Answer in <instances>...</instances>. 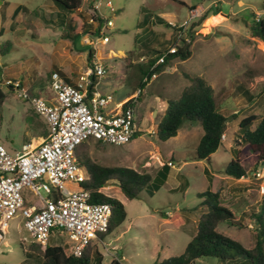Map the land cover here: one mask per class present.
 <instances>
[{"label": "rangeland", "instance_id": "obj_1", "mask_svg": "<svg viewBox=\"0 0 264 264\" xmlns=\"http://www.w3.org/2000/svg\"><path fill=\"white\" fill-rule=\"evenodd\" d=\"M12 1L24 3L29 9L27 14L33 18L38 14V28L19 24L4 34L1 41L10 40L12 49L0 54V73L2 63L10 58L15 70L36 67L46 75L50 69L48 55L55 46L59 54L61 52V60H66L68 54L74 59L82 54L88 58L83 37L73 41L65 35L71 30L72 13L68 15L63 9L68 20L62 28L58 26L60 19L56 8L46 5L48 0ZM113 4L116 12L112 16L114 27L109 33L110 42L100 48L103 59L110 66L103 82L114 94L106 111L135 90L132 81L141 75L140 52L143 50L150 59L164 49L165 46L155 40V35H168L173 28L156 22V15L181 23L190 17L191 4L199 5L203 13L191 25L193 55L186 60L172 59L156 72L158 79L148 83L140 100L134 102L139 130L136 137L123 145L100 144L97 140L90 143V154L99 163L131 167L151 173L154 178L162 162L169 160L166 157L174 158L175 163L167 182L156 189L152 181L137 198H127L116 180L102 188L105 194L123 201L128 212L125 222L104 240H93L103 264H163L182 254L196 234L199 216L206 207L201 205L205 197L200 193L208 190H219L223 204L234 212L233 221L221 222L218 230L247 248L253 247L252 214L264 196V166L249 164L248 159L254 162V157L249 146L237 140L240 139L237 132L245 116L251 113L264 115V40L254 36L248 26L256 14L264 19V0H217L216 3L213 0H113ZM130 52L136 60L128 67ZM166 69L170 71L166 72ZM184 72L191 76L201 75L213 86L218 108L228 118L226 138L209 159L196 156L204 132L200 124L185 121L178 135L167 141L160 140L156 133L157 125L165 115L166 98L178 97L190 83ZM5 92L7 96L0 104V143L14 153L22 149L24 137L32 127L23 115L27 107L24 100L15 92L6 89ZM152 108L159 109L158 116L152 113ZM32 111L36 113L34 109ZM238 150L242 152L241 159L248 171L241 178H233L226 175L225 168L236 158ZM156 152L162 162L155 157ZM42 193L46 195L44 191ZM23 196L26 205L40 203L39 197L28 187L24 188ZM175 212L184 215V224L176 226L163 215ZM68 241L65 234L51 236L54 244ZM32 243L34 241L19 214L10 220L0 243V264H22L27 259L32 264L37 263L40 255L30 248ZM25 251L34 256L29 258ZM93 255L96 256V252ZM211 259H198L196 264H221L216 262L217 259ZM91 264H97L95 259Z\"/></svg>", "mask_w": 264, "mask_h": 264}, {"label": "built area", "instance_id": "obj_2", "mask_svg": "<svg viewBox=\"0 0 264 264\" xmlns=\"http://www.w3.org/2000/svg\"><path fill=\"white\" fill-rule=\"evenodd\" d=\"M84 2L79 11H86L88 23L93 28L83 40L86 45H91L95 54L92 66L79 76L75 85L66 81L58 71H53L50 85L54 101L48 103L43 97L34 95L21 80L0 76V86L8 87L20 99L28 101L49 125V132L41 142L25 143L14 153L0 143V243L10 220L19 214L34 242L45 247L53 234H65L77 256L83 254L91 241L99 240L100 233L108 230L112 206L108 202L93 201L91 192L82 185L89 173L78 159L76 149L91 138L115 145L131 141L138 131L134 102L143 88L106 111L114 95L98 90L94 78L101 79L108 73L98 52L102 45L110 42L116 8L113 0ZM202 13L195 8L188 19L181 23L172 22L177 28V43L163 52L153 67L164 63L167 55L175 53L178 46L193 41L191 25ZM260 17L256 14V19ZM157 76L154 72L145 76L143 81L147 85ZM225 138L224 133L222 140ZM26 187L39 197V204L26 205L23 196Z\"/></svg>", "mask_w": 264, "mask_h": 264}, {"label": "trees", "instance_id": "obj_3", "mask_svg": "<svg viewBox=\"0 0 264 264\" xmlns=\"http://www.w3.org/2000/svg\"><path fill=\"white\" fill-rule=\"evenodd\" d=\"M57 6L73 14L70 22L68 37L73 41L77 38L84 37L91 33L93 28L88 23V15L80 12L79 9L84 7V0H52ZM184 3V2H183ZM196 7V4L190 6ZM217 10H220L219 8ZM256 17V15H255ZM156 22L164 24L177 30L170 22L156 15ZM252 34L264 40V19L254 18L253 23L248 25ZM193 42V41H192ZM192 42L184 43L178 46L175 53L168 54L164 63L153 67L159 56L167 48L159 50L156 57L146 61L147 64L141 65L143 77L151 76L152 73L160 71L166 64L174 58L186 60L193 55ZM11 42L5 46L11 47ZM4 47V46H3ZM130 52L129 57L132 56ZM93 50L88 54L89 61L92 60ZM190 83L183 88L178 97L167 98V108L165 115L157 125L156 133L160 140L167 141L175 137L185 121L200 124L203 128V135L196 150L198 159H209L211 154L216 152L223 144L222 135L225 133L227 126V116L218 108L213 86L201 75L191 76L184 72ZM96 82V78H94ZM146 83L142 80L139 88H144ZM6 92L0 87V104L6 98ZM240 139L237 140L244 145H248L254 162L248 159L252 166H264V115L251 113L241 119L238 132ZM138 131L134 134L136 137ZM95 139L91 138L82 142L76 149L78 159L84 165L89 173V178L82 184L92 194L93 201L108 202L112 206V216L108 230L99 234L100 240L115 231L127 219V209L123 201L107 195L102 192V188L107 182L116 180L124 193L129 198H137L140 193L147 188L152 181L154 187L158 189L162 186L169 173L170 166L164 163L154 178L151 173L140 172L134 168L126 166H109L104 165L92 158L90 154V143ZM97 143H102L97 140ZM242 152L237 151V156L226 165V175L233 178H241L247 174V166L241 159ZM205 199L201 205L206 206L201 212L197 231L191 241L185 248V251L171 257L163 264H196L198 259H217L216 262L221 264H264V196L260 202L259 208L252 214L254 217L255 243L251 248H247L240 242L218 230L219 224L224 221H233L234 212L231 208L224 205L219 190H208L200 193ZM170 221L180 226L184 224L185 217L179 212L171 215L163 213ZM31 249H35L40 255L35 264H91L95 259L97 264H103L102 255L97 249V244L93 241L86 247L83 254L77 256L74 254V247L71 243H49L42 247L39 243L30 244ZM27 252V251H25ZM96 252V256H94ZM29 258L34 256L27 252ZM22 264H32L28 261ZM210 260V259H209ZM115 264H121L115 262Z\"/></svg>", "mask_w": 264, "mask_h": 264}, {"label": "crops", "instance_id": "obj_4", "mask_svg": "<svg viewBox=\"0 0 264 264\" xmlns=\"http://www.w3.org/2000/svg\"><path fill=\"white\" fill-rule=\"evenodd\" d=\"M0 1H1L0 2V54L3 55L7 52H10V50L12 49V45L10 48L5 46V44L7 42H11L10 40L1 41V38L4 36V34L6 32L8 33L9 31H12L19 24H25V25H27L26 27H29V28L31 26L38 28V20H37L38 14L35 15L34 18L31 15H28L27 12L29 11V9L22 2H14L12 0H0ZM46 5H48V7L51 9H53V7L56 8V11H57L56 15L60 19L58 26L61 25L62 28L63 27L65 28L66 20H68V15H70V13L68 12L69 14L67 15V13H65L64 10L62 8H60L59 6H57L52 0H48ZM192 5L193 4L189 5L190 12L192 10H194L195 8L200 7L199 5H196V7L191 8L190 6H192ZM158 16H160V15H158ZM145 21H146V19L144 20V22ZM166 21H168V20H166ZM168 22H170L172 24V22H174V21L169 20ZM175 23H177V22H175ZM144 32L145 31H143V33ZM42 33H45V32L42 31ZM68 33H69V31H66L65 35H67V37H68ZM60 34L63 35L62 33H60ZM31 35H32V37L34 36L33 33H31ZM155 40L157 42L159 41L161 43V45L165 46L164 49L167 48V50H168L170 47L174 46L177 43L176 31H175V29H173L172 33H170L168 35H166L165 33H162V34L160 33L157 36L155 35ZM103 46H105V45H103ZM85 49H87V50H85ZM85 49L84 50L86 51V54L88 56L92 47H91V45H86ZM82 52H83V50H82ZM98 53L100 54L102 60L105 62L106 66L108 68V72H109V70H110L109 63L103 59L101 49L99 50ZM60 54H61V52H60ZM60 54H59V51L57 50L56 46L53 48L52 52H49L48 57L50 59V69L47 71L46 75H44L42 70L40 71L39 68L37 69L36 67L35 68H26L25 70H19V69L15 70L13 65L11 64L12 60L10 58H8L6 63H2V71L0 73V76H4L6 78L21 80L23 82V84L25 86H27L29 88V90L34 95H38V96L43 97L48 103H53L54 92L52 91L51 85H50L51 73L53 71H58L66 81L75 85L79 79V76L81 74H83L87 70V68L92 66V60L89 61V59L86 56L84 57L83 54L79 57H76L75 59L72 55L68 54V57L66 55V57H67L66 60H61L59 58ZM94 54H95V50H93V55ZM148 57L149 56L145 55L143 50L140 52L139 70H140L141 75L134 77V79L132 81L135 85V90L133 92H131L130 94H128L127 96H125V98H123L117 104H121V103L125 102L128 98H130L133 94H135L137 92V90L139 89L141 81L144 78L142 75V72H141V65H143L144 63L146 64ZM130 58L131 59H130V63L128 64V67L135 62L134 60H136V59H134L133 55L130 56ZM143 58H144V60H142ZM167 71H170V70L166 69V72ZM103 78H104V76L101 79L96 77L97 89L100 90L101 92H104V93H112V91H111L112 89L110 88V86L108 84L103 82L104 81ZM157 79H158V76L152 82L156 81ZM188 84H186L185 86H187ZM0 87L4 91L6 89L8 91L14 92L13 90L9 89L8 87H4V86H0ZM144 88H143V92H144ZM143 92L138 97V100H140V98L142 97ZM166 101H167V98H166ZM24 102H25L27 107H25V109L23 110V115L25 118H27V120L30 121L32 129L27 131V133L24 137V143L23 144L29 143V142H34V143L41 142L47 136V134L49 132L48 122L46 121V119L44 117L40 116L35 110L34 111L36 113H34L32 111V109H34V108L32 107V105L28 101L24 100ZM166 108H167V105H166ZM151 111L154 115H156V116L159 115V109L158 108H154V109L152 108ZM155 157L160 162H162L161 156H159L157 152L155 153ZM166 158L169 160H167L166 162H162V163H163V165H164V163H167L170 166V169H169L168 177H167L165 182H167V180L169 178L171 168L175 166L174 158H171V157H166ZM162 166H161V168H162Z\"/></svg>", "mask_w": 264, "mask_h": 264}, {"label": "water", "instance_id": "obj_5", "mask_svg": "<svg viewBox=\"0 0 264 264\" xmlns=\"http://www.w3.org/2000/svg\"><path fill=\"white\" fill-rule=\"evenodd\" d=\"M0 2H1V1H0ZM109 184H110V182H107V183H106V185H109Z\"/></svg>", "mask_w": 264, "mask_h": 264}]
</instances>
